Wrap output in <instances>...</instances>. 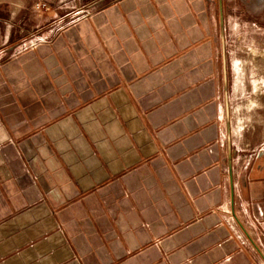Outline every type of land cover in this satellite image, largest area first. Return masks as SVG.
<instances>
[{
    "label": "crops",
    "instance_id": "obj_1",
    "mask_svg": "<svg viewBox=\"0 0 264 264\" xmlns=\"http://www.w3.org/2000/svg\"><path fill=\"white\" fill-rule=\"evenodd\" d=\"M228 2V126L216 0H114L0 63V264H264V85Z\"/></svg>",
    "mask_w": 264,
    "mask_h": 264
},
{
    "label": "rangeland",
    "instance_id": "obj_2",
    "mask_svg": "<svg viewBox=\"0 0 264 264\" xmlns=\"http://www.w3.org/2000/svg\"><path fill=\"white\" fill-rule=\"evenodd\" d=\"M112 1L0 0V63L20 49L50 40L73 22ZM226 5L229 49L241 67L235 71V77L238 76L239 85H264V24L261 22L255 32L243 18L244 11L249 12L256 7L258 11H264V0H229ZM225 66L226 83L229 85V81L234 80L230 79L226 58Z\"/></svg>",
    "mask_w": 264,
    "mask_h": 264
},
{
    "label": "water",
    "instance_id": "obj_3",
    "mask_svg": "<svg viewBox=\"0 0 264 264\" xmlns=\"http://www.w3.org/2000/svg\"><path fill=\"white\" fill-rule=\"evenodd\" d=\"M219 17H220V30H221V43H222V66L224 74V92H225V109H226V123L228 122V101H227V83H226V66H225V51H224V33H223V12H222V0H218Z\"/></svg>",
    "mask_w": 264,
    "mask_h": 264
}]
</instances>
